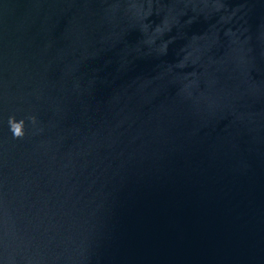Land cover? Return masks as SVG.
I'll use <instances>...</instances> for the list:
<instances>
[{
    "label": "water",
    "instance_id": "water-1",
    "mask_svg": "<svg viewBox=\"0 0 264 264\" xmlns=\"http://www.w3.org/2000/svg\"><path fill=\"white\" fill-rule=\"evenodd\" d=\"M0 264H264V0H0Z\"/></svg>",
    "mask_w": 264,
    "mask_h": 264
},
{
    "label": "clouds",
    "instance_id": "clouds-1",
    "mask_svg": "<svg viewBox=\"0 0 264 264\" xmlns=\"http://www.w3.org/2000/svg\"><path fill=\"white\" fill-rule=\"evenodd\" d=\"M31 122L32 125H36L37 118L35 116H28L26 119H17L15 116H10L8 119L9 130L14 139L22 140L26 137L27 123Z\"/></svg>",
    "mask_w": 264,
    "mask_h": 264
}]
</instances>
